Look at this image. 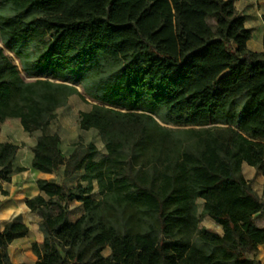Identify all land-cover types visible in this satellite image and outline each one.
<instances>
[{
    "label": "trees",
    "instance_id": "16d2710c",
    "mask_svg": "<svg viewBox=\"0 0 264 264\" xmlns=\"http://www.w3.org/2000/svg\"><path fill=\"white\" fill-rule=\"evenodd\" d=\"M1 1L0 123L39 133L31 169L80 174L71 189L36 181L42 196L26 202L44 233L31 245L34 264H259L264 227L254 216L264 203L242 166L264 177V31L263 50H248L234 0ZM38 72L48 78L22 77ZM75 85L95 103L78 123L102 137L98 162L93 144H73L66 156L48 133ZM18 150L0 142V183L26 171ZM197 200L220 236L197 229ZM71 201L84 214L69 223ZM193 233L194 242L177 240ZM27 234L18 217L4 226L0 264H11L7 247Z\"/></svg>",
    "mask_w": 264,
    "mask_h": 264
},
{
    "label": "rangeland",
    "instance_id": "374dc122",
    "mask_svg": "<svg viewBox=\"0 0 264 264\" xmlns=\"http://www.w3.org/2000/svg\"><path fill=\"white\" fill-rule=\"evenodd\" d=\"M237 0H234V2ZM250 1L254 0H240L239 2V8L240 10L248 9V4ZM261 1V0H255ZM0 11L3 10L4 4L0 0ZM0 47H2V44L0 42ZM17 50L22 51L24 49L23 46L17 45L15 47ZM29 50H31L29 48ZM7 55H9L14 63L18 65L17 59L13 56L11 51L4 50ZM22 77L26 81H36L38 79H45L48 78V75L44 72H38L33 73L30 75L22 74ZM77 93L70 96L62 107L58 108L56 111L55 119L51 123V126L48 129V133L54 134L56 133L59 138L61 139V151L66 156L70 154V150L73 144H81L85 145L88 143H91L96 148V155L94 157V161L98 162L100 159L105 158L107 156V152L105 151L104 142L102 140V137L97 133L95 130H87V131H81L79 129V123L78 119L81 113L85 111H89L91 109V105L95 104L89 97L85 96L82 88L80 85L74 86ZM84 95L85 99H82L81 96ZM156 121H158L160 124H163L162 121H160L158 118H155ZM164 125V124H163ZM39 133H32L29 134L27 132H24L22 129V126L20 125L19 121L16 119H10L5 122L0 123V138L3 140H12L15 142V144L19 147L18 155L15 160V164L19 167H26L28 165L31 157H32V147L37 140ZM63 168L60 167L56 173L53 174H42L40 176V179L43 180H52L55 183L64 185L67 189H71L75 186L76 180L79 178V173H75L71 175V177L64 179L62 176ZM244 171V170H243ZM251 179L250 187L252 192H254L255 196L264 203V179L261 177L260 173L256 172L255 170H251ZM1 184V183H0ZM84 185V184H83ZM2 186V184H1ZM91 196L94 200L99 201L101 200V196H99L97 191V182L93 181V191L91 193ZM202 205L203 202L201 200H197L195 202V208H196V223H197V229H203L207 232L220 236L222 234V229L220 226H218L215 222H213L208 216L202 215ZM66 212H68L67 216L69 220H74L77 217L81 216L83 213V210L81 209V204H79L76 201H71L69 203L65 204ZM256 224L259 227H264V212L263 214L256 216L255 218ZM177 240L180 242H194L195 239V233L190 234L189 236H179L177 237ZM109 249L106 248L102 251V254L104 257L109 256Z\"/></svg>",
    "mask_w": 264,
    "mask_h": 264
},
{
    "label": "crops",
    "instance_id": "0c3cea01",
    "mask_svg": "<svg viewBox=\"0 0 264 264\" xmlns=\"http://www.w3.org/2000/svg\"><path fill=\"white\" fill-rule=\"evenodd\" d=\"M239 2L240 0L234 2L235 10L239 15L245 16L244 25L251 32V37L246 42L247 49L251 52L259 53L263 50L261 37L264 31L262 23V16H264V0L257 2L255 0L250 1L247 10H245L247 7L244 8V10H240ZM0 142L15 144L12 140H3L2 138H0ZM31 159L28 165L23 167L26 171L11 175L8 183H1L2 190L7 192V194L3 195L0 191V231H3L4 226L16 217L20 218L21 223L28 228V234L25 237L13 240L7 247V257L11 264H34L37 261V257L33 254L31 245L33 243H43L44 233H42L40 227L41 217L39 214L31 212L28 206H26L27 200L36 196H42L37 189L36 181L41 180L40 176L44 173H39L31 169ZM251 170L255 169L248 164H243L242 175L247 182L251 179ZM81 209L83 210V206ZM83 214L84 211L81 216H83ZM81 216L72 221L68 219V222H75ZM256 216H254V219ZM256 251L254 260L259 264H264V245L258 246Z\"/></svg>",
    "mask_w": 264,
    "mask_h": 264
}]
</instances>
